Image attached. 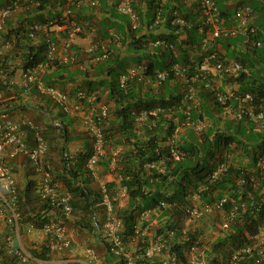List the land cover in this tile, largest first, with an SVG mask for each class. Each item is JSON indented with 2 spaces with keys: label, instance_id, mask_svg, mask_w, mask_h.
<instances>
[{
  "label": "trees",
  "instance_id": "trees-1",
  "mask_svg": "<svg viewBox=\"0 0 264 264\" xmlns=\"http://www.w3.org/2000/svg\"><path fill=\"white\" fill-rule=\"evenodd\" d=\"M34 1H38L39 4L33 8L28 7L19 11L16 24L12 26L10 22L6 21L5 31L0 32V36L9 37L16 42L9 53L11 63L20 60L21 64L25 66L30 61V57L33 60L42 59L46 39H39L37 45L32 44L28 37L29 25L33 22L60 20L62 16L60 13L55 15L54 13L44 14V11L53 2L58 3L63 8L65 6L64 1L33 0L32 2ZM215 1L222 15L230 17L231 14L224 10V6H219L222 0ZM142 5L145 6L144 9L140 7ZM133 6L138 17L136 31L131 30L128 26L125 31L116 32L115 38L109 29L100 27L98 33L106 41L104 43L107 47V56L103 60L93 62V58L101 54L100 48H97L93 54L83 53L84 57L87 56L93 62L92 67L99 76L97 84L90 86L92 81H89L86 90L95 91V87L101 83L107 88L108 101L112 102V106L108 105V115L103 121L106 153L101 157L99 166L103 168L104 172L112 171L116 178L105 182L103 187H99L95 191L91 192L87 188L86 184L83 183L86 182L83 178V167L86 173L92 176L85 167V159L89 156L91 149L85 151L80 168L73 169L65 164L67 177L62 176L60 178L64 190L69 191L72 195L70 203L73 208V217L62 220L60 211L56 210L55 213L59 216L55 220L64 224L68 223L70 227L78 228L80 237L85 242H91V238L95 241L100 239L103 230L102 241L105 252L102 256L108 264H124L125 262L122 256L111 251V247L114 246L113 239L108 235L105 225L113 220L114 222L118 221V229L115 234L122 242L124 252L138 255L137 264H160L159 257L148 258L144 256V251L150 241L157 238L167 242L170 246V252L177 256L179 264L188 263L185 254L190 251L203 258L205 264H224V250L228 252L233 246L245 242L247 240L246 232H254L256 226L264 222V217L253 209L247 210L246 213L238 214L230 229L225 231L220 228L225 219L224 213H218L219 219L213 217L215 214L199 220L193 219L186 211L189 204L188 195L191 191L196 190L200 182L205 181L204 178L208 176L210 161L223 160L227 155H232L233 159H231V163L220 181L212 187V190L202 192L200 194L201 199L209 201L220 195L223 190H227L235 201L245 200L248 195H251L255 202L262 199L264 172L255 168V163L257 157L264 153V51L249 47L243 48L242 46L240 49H244V53L230 52L228 56L241 62L247 72L242 71L235 77L226 78L227 81L238 84L237 91L239 93L248 91L253 95L255 112H262L263 119L252 121L244 116L237 121L228 119L220 125V117L211 116L208 107L211 104L216 111H220L219 104L212 92L201 88L198 93L200 108L190 109L189 114L191 119H203L208 113L212 124L201 133H195L196 136L187 132L188 130L183 131L178 145L185 152V156L180 160H175L163 142L167 141L173 133L175 118L181 121L185 116L177 109V102L181 96L179 82L185 83L184 78L169 74L165 81L159 85L155 87L150 85L142 91L139 86V79L134 77L127 82L125 88H121L118 78L121 71L118 69L123 57L120 58L121 54L115 53L114 55L109 43L113 42L115 38L121 43V47L127 48L128 52L136 53L148 46V41L151 40L153 34L155 38L170 42L173 49H170L169 46L165 48L159 46L158 50H161V53L146 59L147 72L150 73L157 69L164 70L171 63V60L193 66L201 61L204 52L201 48V41L208 29L207 27L201 28V10L195 0L190 4H186L183 0H165L164 2L134 0ZM251 6L255 12L253 24L259 28H264V6L259 5L258 2L251 4ZM70 8L75 21L81 22L76 19V6L70 5ZM158 13L161 20L154 24ZM256 15L257 17L259 15L260 19H257ZM175 16L183 17L185 24L173 23ZM162 23L166 30L159 32L158 29ZM82 25L84 27V24ZM141 28H145L147 32L141 34ZM151 28L156 31L154 33L149 32L152 30ZM231 40L236 41V44L238 43L234 46H239L244 38L238 36L219 41L227 47L232 45ZM173 50L177 53L175 57ZM213 50H215L214 45L207 46L208 52ZM194 53L199 54V57L192 60L190 55ZM82 61V58H78L76 69L83 76H87L88 68L86 66L84 69L79 67L80 64H83ZM191 73L190 71L189 74ZM45 81L48 82V79ZM8 83L6 79L4 81L0 79V94L5 97L15 92H11L13 86ZM85 83L87 82L85 81ZM172 86H175L176 89L174 90ZM81 88L83 89V87ZM15 93L17 94V91ZM97 97L98 100H101V94L97 93ZM3 104L4 102L0 103L1 107ZM156 106H161L165 110L156 115H149L145 121L150 125H142L141 132H136L134 126L135 112ZM57 127L63 130L61 135L65 140H68V129ZM115 149H119V154L115 167L110 169L111 152ZM62 160L66 159L62 158ZM147 163L153 165L148 167L146 166ZM81 172L82 180L80 179ZM252 175L255 177L254 181L250 178ZM240 176H243L247 181L241 189L235 184L236 178ZM56 178L54 176V180ZM33 189L32 186L27 185L24 188L25 191L19 190L18 207L23 214L22 223L24 224L29 221L42 224L52 218L49 215L50 205L39 196V187L34 195ZM121 189H125L126 195L124 197L119 195ZM215 190L219 192L214 194ZM105 195L111 206L110 210L104 203ZM122 198L126 199L125 205H120ZM231 206L232 203L229 201L225 210L228 211ZM152 209L155 210L151 212V216L155 215L159 221L155 227L149 225V220L139 219L142 212ZM200 223L201 225H198ZM214 227H218V233L212 240H209L205 237V233ZM150 228H152L153 233L149 237L146 231H149ZM32 252L43 259L50 258L48 247L44 242L41 244L40 251L32 249ZM9 260L4 258L2 264H15Z\"/></svg>",
  "mask_w": 264,
  "mask_h": 264
},
{
  "label": "built area",
  "instance_id": "built-area-1",
  "mask_svg": "<svg viewBox=\"0 0 264 264\" xmlns=\"http://www.w3.org/2000/svg\"><path fill=\"white\" fill-rule=\"evenodd\" d=\"M33 0H8L0 6V32L5 31L6 21L9 17L17 14L19 11L28 8V3ZM64 1V10L60 20H48L45 22H33L29 26L28 37L30 42L37 45L39 42V34L42 32L46 39V45L42 59L30 61L24 66L21 61H10L9 53L12 51L16 42L9 37L0 36V79L10 86L17 83L24 89L33 86L38 94L48 97L53 104L57 105L60 111L76 120L82 119L86 126V131L91 139V152L85 159V167L92 176H96L97 166L101 157L106 153L105 136L103 132V121L108 115V104L98 100L95 91L86 89H77L74 93L62 90L53 82L43 80L46 70L55 64H77L78 52L73 49L83 32V25L76 22L73 18L70 5L80 7L85 0H62ZM164 2L165 0H156ZM186 4H190L194 0H183ZM201 10L202 27H207L206 35L202 38L201 48L204 51L201 61L193 65L184 64L180 61L171 60L168 67L164 70H155L152 73L147 72V66L144 64L129 67L126 72L119 77V86L125 88L127 82L137 77L139 81L148 83L153 81L159 85L165 81L166 77L171 74L174 77L184 78L186 87L184 88L177 109L183 113L184 118L175 124L174 131L170 136L168 150L175 160H180L185 156V152L179 148L177 139L182 128L192 129L194 132H200L204 124L197 120L191 119L190 109H197L200 105L198 97L201 87L213 93L217 103L221 105L224 114H230L235 120H240L247 116L252 121L263 119L262 112H255L253 103L254 97L248 92L237 93L236 90L229 89L223 91L219 88L218 82L215 80L223 77H235L240 72H247L244 65L231 58H221V54L213 50L208 52L207 46H211L212 42H218L228 38L242 36L244 38L241 45L243 47L255 48L264 51V28H259L253 24L254 12L248 3L238 5L230 17L222 15L215 0H195ZM134 0H114L117 12L128 16L131 29L138 26V17L133 6ZM27 3L26 5H24ZM39 4L34 1L29 5L34 7ZM98 0H89V5L97 6ZM227 19L234 21L232 24H226ZM159 13L156 15L154 23L160 21ZM173 23L180 25L185 24V19L180 16L173 18ZM50 27H54L52 31H63L64 36L58 35V42L50 36ZM153 45L163 47L173 46L163 39H156L151 42ZM208 43H210L208 45ZM97 48H100L101 54L94 57V61L103 60L107 56V47L103 42L91 43L82 51L83 53L93 54ZM177 53L173 50V56ZM21 65V66H20ZM80 68L84 69V65L80 64ZM191 69V70H190ZM192 72L189 74V72ZM189 75V76H187ZM4 97L0 94V103L4 102ZM232 101V102H231ZM231 102V103H230ZM164 108L157 106L152 109H143L136 116L135 120L144 119L148 115H156L163 111ZM87 111V113H86ZM60 126L59 123H54ZM26 130L32 135V143L26 141ZM49 152V141L43 131L37 125L32 117H24L22 120L15 119L2 105H0V227L4 229L0 243V262L4 258L10 259L15 264H63L57 261L54 255L64 250H70L72 243L68 237L67 225L54 218L48 219L46 222L36 224L33 221L22 223L23 214L18 207L19 189L16 186L15 177L10 170L3 164V159H14L18 156L23 157L31 164L35 173L40 175L39 196L42 200L50 205V212L60 211L65 219L73 217V208L70 203L72 195L69 191L59 190V185L54 180V174L51 168L46 164V156ZM119 149L111 152V161L109 168L113 169L116 165ZM66 156V154H64ZM227 155L223 160H216L209 170L208 176L204 182L197 185L196 190L190 196L189 204L186 211L193 219L199 220L205 216L215 213H224L225 219L221 223V228L228 230L238 214L246 213L247 210L253 209L256 213L264 217V192L262 199L255 202L251 195L245 200L235 201L227 190H223L220 195L215 196L209 201L201 199L200 194L204 191L212 190L222 178L229 167V158ZM153 164L147 163L150 167ZM255 168L264 172V153L257 157ZM251 180H255L252 175ZM243 176L236 178L235 184L238 188H243L246 184ZM254 184V183H253ZM103 191L104 188H103ZM219 191H214V194ZM120 197H124L125 189H121ZM232 203L231 208L226 211L225 206L228 202ZM104 203L108 210L110 204L107 196H104ZM155 209L146 210L140 214L139 219L146 220L147 216ZM118 226V221H115ZM106 231L113 239L114 246L111 251L116 255L122 256L124 264H137L138 255L124 252L122 242L115 234L113 227L106 225ZM39 234L34 247H28L24 242L26 236ZM172 233V232H171ZM246 241L230 248L224 264H264V222L258 224L252 233L246 232ZM45 243L48 247L50 255L49 259H43L32 252V249L41 250V244ZM170 246L165 240L157 239L150 241L144 251V256L151 258L160 256V264H179L177 256L169 252ZM89 262L87 264H101L98 260L97 253L94 248L87 247L84 250ZM1 264V263H0ZM196 264H203L198 260Z\"/></svg>",
  "mask_w": 264,
  "mask_h": 264
},
{
  "label": "crops",
  "instance_id": "crops-1",
  "mask_svg": "<svg viewBox=\"0 0 264 264\" xmlns=\"http://www.w3.org/2000/svg\"><path fill=\"white\" fill-rule=\"evenodd\" d=\"M6 0H0V6L6 3ZM255 2H258V4L264 6V0H222L221 5L224 6V10H227V13H232L234 9L242 4V3H248V4H254ZM26 5V4H25ZM28 7H34L33 5L27 4ZM144 5L140 6L141 8H145ZM64 8V7H63ZM62 6H60L58 3L53 2L51 6L48 7L44 11V14L51 13L54 15L60 13L62 15L63 9ZM76 19L78 21H81L82 24H84L83 32L81 34V37L78 39V42L76 46H73V49L77 50L79 54V59H83L82 63L84 66L88 68V74L87 76H83L81 73H79V70L76 69V64H55L50 69L46 70L43 75V80L48 79V82H53L56 85H58L59 88L62 90L68 91L70 93H74L76 89L78 88H85L87 89L88 82L92 81V84L90 86H94L97 84L99 76H97V73L92 67V63L87 56H83V49L88 46L91 43L96 42H106L105 39H102L101 35L98 33V29L101 27L109 29V32L116 38L115 34L116 32H119L121 30L125 31L126 27H128V17L124 14L118 13L114 6V0H98V4L95 7H92L89 5V0H85L83 4L80 7H76ZM255 13V12H254ZM18 14H14L11 17L8 18V22H10L12 26L16 24ZM255 15V14H254ZM257 17V15H256ZM257 19H260L259 15ZM80 22V23H81ZM234 21H226V24H232ZM155 24V23H154ZM54 27H50V36L51 38H54L55 41L58 42V35L63 36L65 33L63 31L56 32L52 31ZM149 32H155L153 28ZM159 32H164L165 26L162 23L160 25ZM157 30V31H158ZM141 34L146 33L147 31L145 28H141L140 30ZM41 36V37H40ZM47 35L44 33H40L38 38L43 40L45 39ZM155 35L153 34V37ZM113 40V42H110V48L112 52L116 54H121L120 58L123 57L122 62L119 64V71H121L120 74H123L126 72V70L129 67H133L136 64H144L146 65V59L149 56H153L154 54H160L161 50H158L160 48L159 46H155L153 48L150 47L149 42L148 46L144 49H141V51L132 53L128 52L127 48L125 46L121 47V43L117 41V39ZM235 40V39H234ZM231 40L232 45L231 46H225L220 41L218 42H212V45L215 46V49L221 54L225 56V59H231L232 57L228 56L230 52H235L240 54L241 52H245L244 49H240L242 45L239 43V46H236V41ZM108 41V40H107ZM210 43H208L209 45ZM234 44H236L234 46ZM244 48V47H243ZM253 53V52H249ZM85 54V53H84ZM81 57V58H80ZM84 57V58H83ZM199 57V54H191L190 58L197 59ZM139 64V65H140ZM119 77V76H118ZM228 77L218 78L215 77V80L218 82L219 88H221L223 91H227L230 88L233 90L238 89V84L236 82L227 81ZM85 81L87 83H85ZM100 83V82H99ZM180 83V94H182L185 83ZM98 84L95 90V92L101 94V100L102 102H106L109 106H112V102L108 101L107 99V88L103 85ZM156 86V84L151 81L150 84H146L145 82L140 81V88L142 91L145 90V88H148V86ZM172 85V84H171ZM177 85V84H176ZM173 87V86H172ZM175 87V86H174ZM173 89L175 90L176 88ZM17 91V94L15 92ZM11 92H14L13 94H16L15 96L9 95L8 97H4V104L3 107L17 120H22L24 117H32L33 121L39 125L41 130L43 131L44 135L47 137L49 141V152L46 156V164L51 170L53 171V174L56 177V183L59 185V190L63 191L64 186L62 183V180L60 177L66 176L67 172L64 168V165L67 164L68 167H72L73 169L80 168V164L83 161L84 153L87 150L91 149V139L86 131V126L82 122L81 118H78L76 120H73L68 115L63 114L59 107L52 103V101L48 97L41 96L38 94L36 88L33 86H30L27 89L22 88L18 83L17 85H14L11 89ZM176 92V91H175ZM181 112V111H179ZM87 113V111H86ZM140 113V110H138L134 114V118ZM146 119H140L138 121H135L134 119V126L136 132H141V126L142 125H150L145 121ZM177 118H175L174 123L177 122ZM54 123H59L60 127H66L68 129L69 135L68 140H65L64 137L61 135L60 128L57 127ZM182 137V136H181ZM26 141L31 144L32 141V135L30 131L26 130L25 134ZM170 142V137H168L167 141H164L163 144L167 145ZM159 143H162L159 141ZM122 148V146H121ZM63 154V155H62ZM66 154V156L64 155ZM62 158H65L66 160H62ZM233 159V158H231ZM231 159L229 161H231ZM3 164L10 170L11 174L15 177L16 186L19 190L22 192L25 191L24 188L29 185L32 186L34 189L33 195L36 193V189L39 187V181H40V175L35 173L31 164L29 161L24 159L21 156H18L14 159H3ZM103 168L101 166H97V173L96 176H90L88 173H86L84 167V177L81 172L80 179L82 180V177L86 180L83 183L86 184L87 188L90 191H95L99 187H103V184L107 181L113 180L116 178L115 174L112 171L104 172L102 170ZM82 170V169H81ZM87 174V175H86ZM32 195V192H31ZM124 200V199H122ZM120 201L121 205H125L126 202ZM126 200V199H125ZM53 218H57L59 215H57L54 211L50 212L49 214ZM67 226H69L71 235H73V242L76 243V247L73 246L71 250H69L71 253L68 255L63 264H87L89 262L88 258L86 257V254L84 250L81 249L80 240H77L78 236H81L78 232V228L70 227L68 223H66ZM68 228V230H69ZM4 233V229L0 227V243L2 234ZM83 239H81L82 241ZM90 243L94 245H100V241H95V239L91 238ZM64 254V253H63ZM61 253L56 254V257L59 258L61 256ZM3 261V259H2ZM2 261L0 262L2 264ZM188 262V261H187ZM188 264V263H187Z\"/></svg>",
  "mask_w": 264,
  "mask_h": 264
},
{
  "label": "rangeland",
  "instance_id": "rangeland-1",
  "mask_svg": "<svg viewBox=\"0 0 264 264\" xmlns=\"http://www.w3.org/2000/svg\"><path fill=\"white\" fill-rule=\"evenodd\" d=\"M221 4H219V6H220ZM209 109H210V115L212 116V115H214L215 117H217L216 116V114H218L217 112H216V110L213 108V106L210 104L209 106ZM207 115L203 118V121L205 122V124L206 125H211L212 124V122L210 121L211 119L209 118V114L208 113H206ZM188 130V131H187ZM185 131H187V132H189L190 134H192L193 136H196V134L191 130V129H185ZM205 164H206V161H205ZM92 192V191H91ZM122 199H124V200H122ZM121 200H122V202H126V200H125V198H122ZM120 205H121V203H120ZM35 206H38L37 204H35ZM213 217H215L216 219H219V215H218V213L217 214H215V216H213ZM146 220H149V222H150V226L151 227H155L158 223H159V221L155 218V215H152L151 216V213L147 216V219ZM115 224H116V222H114V220L113 221H111V222H108V223H106V225H109L110 227H113V229H114V231H116L117 229H118V227L117 226H115ZM195 224H197V223H195ZM105 225V226H106ZM198 225H201V223L200 224H198ZM67 228H69V226H67ZM107 228V227H106ZM102 233L104 234V231L102 230ZM101 233V238L100 239H97V241H100V243L102 244V246H100V245H94V244H92V243H90L89 241H84V240H82V241H80V245H81V249L82 250H84V249H86L87 247H92V248H94L95 249V251H96V253H97V257H98V260L101 262V264H108V263H106L105 262V260H103V256H102V254L105 252V250H104V245H103V238H102V234ZM152 233H153V230H152V228H150L149 229V231H146V234L150 237L151 235H152ZM217 233H218V227L217 228H215L214 227V229H212L211 228V230H208V231H206V233H205V237L207 238V239H209V240H212L216 235H217ZM106 234V233H105ZM68 237H69V239L71 240V243H72V246H75L76 247V243L75 242H73V235H71V231H70V228H69V230H68ZM37 239H39V234H34V235H32V236H26L25 238H24V242H25V244H27V246L28 247H34V245L36 244V240ZM80 240L81 239V237L80 236H78L77 237V240ZM158 239V238H157ZM156 239V240H157ZM153 241H155V240H153ZM129 245H132V243L130 244L129 243ZM71 246V247H72ZM64 253V254H63ZM71 252L69 251V249L67 250H64V251H62L61 252V256H59V258L58 257H56V254L54 255V258L57 260V261H62L61 263H63L64 262V260H66V258L68 257H70V256H68L69 254H70ZM58 254V253H57ZM72 254V253H71ZM185 257L190 261V264H192L191 262L193 261V260H195L197 257H199L196 253H193L192 251H190L189 253H186L185 254ZM201 258V257H200ZM65 263H67V262H65Z\"/></svg>",
  "mask_w": 264,
  "mask_h": 264
},
{
  "label": "clouds",
  "instance_id": "clouds-1",
  "mask_svg": "<svg viewBox=\"0 0 264 264\" xmlns=\"http://www.w3.org/2000/svg\"><path fill=\"white\" fill-rule=\"evenodd\" d=\"M252 7V6H251ZM254 12V11H253ZM119 13V12H118ZM233 13V12H232ZM231 13V14H232ZM255 14V13H254ZM128 17V16H127ZM232 21V20H231ZM128 26H129V28H130V24H129V18H128ZM137 28H138V26H137ZM137 28H135V29H131V30H133V31H136V29ZM242 37V36H241ZM156 39H161V38H155V39H152V40H149L148 42H149V45H150V47L151 48H153V47H155V46H160V45H153L151 42L152 41H154V40H156ZM164 40V39H163ZM170 43V42H169ZM161 47H163V46H161ZM163 48H165V47H163ZM215 51H217L216 49H215ZM218 52V51H217ZM219 53V52H218ZM220 54V53H219ZM222 57H224V55H221ZM140 64V63H139ZM139 64H136V65H139ZM147 69H148V67H147ZM150 73H152V72H150ZM121 75V74H120ZM120 75H119V77H120ZM118 77V78H119ZM140 82V81H139ZM146 84H150V82H148V83H146ZM201 88H203V87H201ZM238 90V89H237ZM236 90V92L237 93H239L238 91ZM182 95V94H181ZM232 102V101H231ZM230 102V103H231ZM219 104V103H218ZM220 106V111H216L218 114H216L218 117H220V125H222L223 123H224V121H226V120H228V119H234V118H232V116L230 115V114H224L223 112H222V107H221V105H219ZM157 107V106H156ZM155 108V107H154ZM200 108V105H199V107L197 108V109H199ZM144 109H147V108H144ZM149 109H152V108H149ZM141 110H143V109H141ZM140 110V111H141ZM165 110V109H164ZM137 112V111H136ZM135 112V113H136ZM147 117H149V115L148 116H146L144 119H146ZM136 118V117H135ZM195 119H197V120H199V121H201L203 124H204V127H203V129L200 131V132H194L192 129V131L194 132V133H196V134H198V133H201L203 130H205V128L207 127V126H209V125H206L205 124V122L203 121V119H199V118H194V120ZM235 120V119H234ZM136 121V120H135ZM237 121V120H236ZM178 122H180V121H178L177 120V122L176 123H178ZM176 123H174V126H175V124ZM185 129H188V128H182L181 129V131H180V133H179V136H178V139L176 140L177 141V144H179V140H180V138H181V135H182V133H183V131H185ZM171 136V135H170ZM169 136V137H170ZM168 147V146H167ZM232 158V156L229 158V160ZM214 162L215 161H210L209 162V165L208 166H210V168H209V170L212 168V166H213V164H214ZM228 163H229V165H230V163H231V161H228ZM208 173H209V171H208ZM207 177V176H206ZM204 179H206V178H204ZM64 190V189H63ZM216 191V190H215ZM193 193V191H191L190 193H189V195H188V199H190V196H191V194ZM206 201V200H205ZM55 212V211H54ZM61 214V213H60ZM215 214H217V213H215ZM61 217H62V215H61ZM53 218V217H52ZM55 219V218H54ZM62 220H63V217L61 218ZM72 219V218H71ZM66 224V223H65ZM231 226V225H230ZM220 228H221V226H220ZM222 229V228H221ZM230 229V228H229ZM222 230H224V229H222ZM226 231V230H225ZM249 233V232H248ZM73 248V246L71 247V249ZM70 249V250H71ZM169 252H170V249H169ZM229 252V251H228ZM228 252H226L225 250H224V261H225V258H226V256H227V254H228ZM171 253V252H170ZM198 255V254H197ZM157 257H159V259H160V256H157ZM198 260H201L202 261V263L203 264H205V261L203 260V258H200V256H199V258L197 257L195 260H193L191 263L192 264H196V262L198 261ZM188 261V264H190V261L189 260H187Z\"/></svg>",
  "mask_w": 264,
  "mask_h": 264
}]
</instances>
